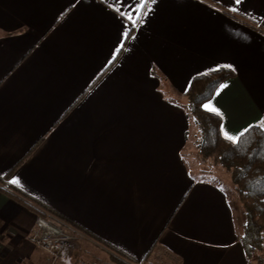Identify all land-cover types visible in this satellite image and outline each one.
<instances>
[{"label":"crops","instance_id":"1","mask_svg":"<svg viewBox=\"0 0 264 264\" xmlns=\"http://www.w3.org/2000/svg\"><path fill=\"white\" fill-rule=\"evenodd\" d=\"M222 67L235 76L209 112L229 134L261 125L264 0H0V264H53L30 241L41 209L71 229L76 264L113 249L258 264L185 109L192 80Z\"/></svg>","mask_w":264,"mask_h":264},{"label":"trees","instance_id":"2","mask_svg":"<svg viewBox=\"0 0 264 264\" xmlns=\"http://www.w3.org/2000/svg\"><path fill=\"white\" fill-rule=\"evenodd\" d=\"M234 76L225 67L196 76L185 93V109L197 128L195 146L201 162H214L232 178L246 215L242 243L248 260L264 264L260 255L264 252V126L250 128L234 144L224 138L221 118L204 108L220 86ZM38 211L42 216L50 212ZM49 214L63 222L57 213ZM113 252L119 259L128 261L125 254L114 249Z\"/></svg>","mask_w":264,"mask_h":264},{"label":"built area","instance_id":"3","mask_svg":"<svg viewBox=\"0 0 264 264\" xmlns=\"http://www.w3.org/2000/svg\"><path fill=\"white\" fill-rule=\"evenodd\" d=\"M68 230L71 231L67 224L46 213L45 216L37 218L30 241L48 254L53 264H76L71 256L72 236Z\"/></svg>","mask_w":264,"mask_h":264},{"label":"snow or ice","instance_id":"4","mask_svg":"<svg viewBox=\"0 0 264 264\" xmlns=\"http://www.w3.org/2000/svg\"><path fill=\"white\" fill-rule=\"evenodd\" d=\"M240 2H241V0H236V3H240ZM144 7H146V5H144V4H140V5H139V8H140V9H142V8H144ZM138 10H139V9H138ZM233 10L235 11V9H233ZM117 11L119 12L120 10L117 9ZM145 14H146V13H145ZM129 19H130V20L132 19L131 14H129ZM220 87L223 88V87H226V85H221ZM217 95H219V92H217ZM204 108H205L206 110H208V111H212V112H215V113L219 114V110H218V109H217V108L211 103V101H209L208 104H205V105H204ZM261 126H264V118H262ZM249 127H251V126H249ZM221 131L223 132V134H224V136H225V138H226L227 140H229L230 142H232V143L235 144V143H237V142L241 139V137H243V136L245 135V133H247V132L249 131V128H245V129H244L242 132H240L239 134H229L227 131L224 130L223 126L221 127ZM11 183L16 184V183H19V181L13 179V180L11 181Z\"/></svg>","mask_w":264,"mask_h":264},{"label":"rangeland","instance_id":"5","mask_svg":"<svg viewBox=\"0 0 264 264\" xmlns=\"http://www.w3.org/2000/svg\"><path fill=\"white\" fill-rule=\"evenodd\" d=\"M198 165H199V163H197ZM202 166V169H203V171H206L205 173H207L208 172V170H214V167L216 168V167H218V168H221L220 166H217L214 162H210V163H208V164H206V166H204L203 164L201 165ZM200 166V167H201ZM219 169H217V171L215 172V174L217 175V178H220L221 180H223V178H224V175L226 174L225 173V171H224V173H219ZM219 173V174H218ZM205 176H207L206 174H204ZM227 176V175H226ZM226 178V177H225ZM226 180V179H225ZM88 252H90V254L89 253H85V257H86V259L87 260H89V256H92L91 255V253L93 252V251H88ZM261 255V257L262 258H264V252H262V254H260ZM260 257V256H259ZM261 258V259H262ZM159 259V258H158ZM156 260L155 262H154V264H175V262L174 261H171V260H169L168 258H167V260L166 261H170L169 263H166V261H165V258H160L159 260ZM255 261V263H258L256 260H254ZM109 263L110 264H127L126 262H124L122 259H116V260H114V261H109ZM259 264V263H258Z\"/></svg>","mask_w":264,"mask_h":264}]
</instances>
